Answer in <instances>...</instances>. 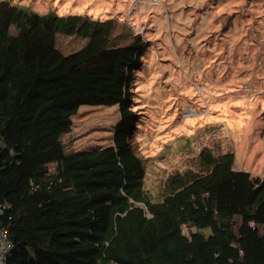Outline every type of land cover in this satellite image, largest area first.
Returning <instances> with one entry per match:
<instances>
[{
  "label": "trees",
  "instance_id": "trees-1",
  "mask_svg": "<svg viewBox=\"0 0 264 264\" xmlns=\"http://www.w3.org/2000/svg\"><path fill=\"white\" fill-rule=\"evenodd\" d=\"M119 21L0 0L5 264H264V176L232 149L204 144L145 187L131 86L146 42ZM84 104L118 106L112 141L67 152Z\"/></svg>",
  "mask_w": 264,
  "mask_h": 264
},
{
  "label": "rangeland",
  "instance_id": "rangeland-1",
  "mask_svg": "<svg viewBox=\"0 0 264 264\" xmlns=\"http://www.w3.org/2000/svg\"><path fill=\"white\" fill-rule=\"evenodd\" d=\"M11 1L40 13L114 17L142 35L132 138L147 190L204 144L232 149L235 168L264 176V0ZM119 117L117 105H81L62 136L66 151L110 144Z\"/></svg>",
  "mask_w": 264,
  "mask_h": 264
},
{
  "label": "built area",
  "instance_id": "built-area-1",
  "mask_svg": "<svg viewBox=\"0 0 264 264\" xmlns=\"http://www.w3.org/2000/svg\"><path fill=\"white\" fill-rule=\"evenodd\" d=\"M151 2L158 3L157 0H152L149 3ZM4 207L5 204L0 205V214ZM12 248H13L12 240L10 239L7 231L0 225V264H5L7 255Z\"/></svg>",
  "mask_w": 264,
  "mask_h": 264
}]
</instances>
